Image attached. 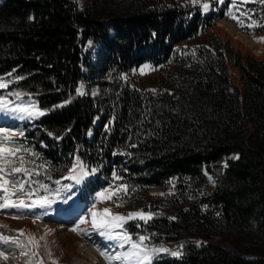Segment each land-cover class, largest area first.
<instances>
[{
  "label": "trees",
  "instance_id": "1",
  "mask_svg": "<svg viewBox=\"0 0 264 264\" xmlns=\"http://www.w3.org/2000/svg\"><path fill=\"white\" fill-rule=\"evenodd\" d=\"M234 1L207 10L186 0L0 2V76L17 77L14 87L46 110L26 127L36 161L26 168L42 194L77 158L90 173V193L115 180L148 192L174 178L182 194L194 192L197 202L146 229L205 241L154 264H264V59L226 52L220 36L206 33L233 14L243 30L264 32V0ZM90 40L105 52L102 71ZM145 63L165 70L157 91L130 77ZM229 63L243 88L233 84ZM95 80L101 91L93 96ZM206 170L216 184L200 194ZM214 235L233 248L206 240Z\"/></svg>",
  "mask_w": 264,
  "mask_h": 264
},
{
  "label": "rangeland",
  "instance_id": "2",
  "mask_svg": "<svg viewBox=\"0 0 264 264\" xmlns=\"http://www.w3.org/2000/svg\"><path fill=\"white\" fill-rule=\"evenodd\" d=\"M77 1L81 6H84L88 0ZM186 1H192L199 5L208 3V9H210L213 2L223 0ZM232 1V7L237 5L234 0ZM235 16L236 15L233 14L231 16L218 19V21H216L206 31V33L220 36L223 40L222 48H224L226 52L234 51L240 53L244 57L249 56L256 59H264V32L252 34L243 30L233 19ZM89 46L90 50L96 52L97 54L94 61L96 68L102 71L105 63V52L103 47L96 43H92ZM141 69H144L143 74L141 73ZM229 70L233 84L243 88L240 70L232 63H229ZM164 71L165 70L161 68L145 63L135 69L131 73L130 77L134 79V82L138 86L157 91L162 86ZM16 79L17 77L13 75L0 76V83L7 85V87H0V101H6L10 108L22 105L29 108L34 106L45 112V110L38 106L36 100L31 96V94L14 87ZM87 86V84L81 86L79 93H85L88 88ZM90 88L91 95L93 96L99 94L101 91V87L96 80L92 83V85H90ZM17 93L19 94V99H17ZM39 117L41 116L35 118L32 117V120L29 119L30 121H25L21 127L15 124L0 123V128L17 133L12 142L7 143L6 146H18L22 149L19 153H17V156L23 157L24 167L32 166L33 163L36 162L31 159V156H33L35 152L30 149V146L28 147L26 143V139L29 138L27 133L30 131L26 130V126L28 123H31ZM20 133H22V135H20ZM0 142H3L2 136H0ZM232 157L236 158L237 155H233ZM221 164L223 167L216 168V171H222L224 167L227 166V161L224 160ZM20 166L21 165L17 160H13L11 164L5 165L4 158L0 157V167H5L6 171L10 170L12 167ZM85 171L87 172V170ZM205 172L208 179V185L200 191V194L210 192L216 184V176L209 173L207 170ZM71 174L72 173L69 171L66 175L58 177L56 179L58 181H56L55 185L52 186L53 189L51 188L49 192H44L45 194L40 192V185L36 182V180L31 179L32 176L27 177L23 173H19L15 174L14 177H10L12 179L28 180L29 183L31 182V185H29V183L25 184V192L32 191L34 193L31 198H28L23 194H17V196L12 197L11 200L19 203V200L23 199L25 204L33 206L24 208L0 207V236L24 242L34 257L31 264H75L77 258L76 252L81 245L90 244L93 246H100L106 236L100 234L101 231H104V229H96L91 226L93 219L91 213L93 210L97 213H102L103 209L108 208L110 209L112 215L125 217H127L129 213L143 211L146 216L151 214V219H153L159 216H170L175 210L188 208L192 203L198 201V199H196L193 195L194 192L191 193L189 188L186 193L184 192L182 194L180 192L177 185L178 183H183V181L178 178L172 179L166 187L152 188L148 192L138 193H131L126 190L125 186L121 182L115 180L111 184L96 192V194H83V196H80L79 193L81 189H83L85 181L90 177V173L83 176L79 181L68 178ZM75 175H80L79 168L77 169ZM118 189L124 190L117 191ZM101 193H105V195L116 193V195L109 200L102 198L100 195ZM41 198H46L49 201V205L39 207L38 204H40L39 200ZM74 198L77 200L78 205H75L73 202L71 203L76 206V215L73 219H70L71 222L50 221L55 224H50L46 229H39V224L42 221H49L48 218V220H45V217L48 212H51L50 210H54L52 212H58L59 210L65 209L67 203L72 201ZM0 203H3L2 195H0ZM82 219H89L90 225H87V223L81 224L80 221ZM96 219L98 221L102 219H110V216L98 215ZM151 219L146 221H142L138 218L126 219V221H118L116 223H121L123 226L120 229L123 228L122 230H126L133 238H135L136 241L133 242L139 241L138 238L140 236L147 237V239L143 242L146 250L150 251L152 248L159 249L161 247L169 250L168 252L161 251L150 253L151 255L153 254V258L151 259L152 261L161 254L173 256L170 253L177 251L180 252V254H183L188 252L187 247L189 245H200L205 241V239H202L201 237H186L174 240L164 236L161 232L147 230L146 224L149 223ZM130 223H133L134 227L135 225L137 226L135 228L136 232L129 228ZM74 228H77V231H73L72 229ZM110 230L114 229H108V231ZM130 231H132V233ZM206 240L218 242L233 248L231 242L228 239L226 240V238L222 235H214L206 238ZM127 247L128 246H125L123 251H126ZM0 254H2L0 255V264H8V255L2 252L1 249ZM5 257H7V259H5ZM151 263L152 262L148 264Z\"/></svg>",
  "mask_w": 264,
  "mask_h": 264
},
{
  "label": "snow or ice",
  "instance_id": "3",
  "mask_svg": "<svg viewBox=\"0 0 264 264\" xmlns=\"http://www.w3.org/2000/svg\"><path fill=\"white\" fill-rule=\"evenodd\" d=\"M202 7L207 10L209 8L208 3H204ZM233 19H237L236 17H233ZM239 23V20H237ZM243 26V25H241ZM144 69H141V73L143 74ZM0 87H7L6 84L0 83ZM77 91H80V89H77ZM17 99H19V94L17 93ZM0 106H3L5 108H8V104L6 101H0ZM9 111L12 112H21L26 113L28 117H38L45 115V112L40 110L36 107H21L17 106L16 108L9 109ZM23 118V117H21ZM17 135V133L10 132L4 128H0V136L3 137V142H0V157L4 158L5 165H9L13 162V160H17L20 163V167H12L10 170L6 171L5 167H0V195L3 197V203H0V207L3 208H24V207H31L33 205L25 204L23 199L19 200V203L13 202L11 200L12 197L17 196V194H23L27 196L28 198H31L34 193L32 191L25 192V184L29 183L28 180H18V179H12L10 177H14L15 174L23 173L27 177H31L33 174L28 168L24 167V160L23 157L17 156V153H19L22 149L18 146L15 147H7L6 144L12 142L13 138ZM22 135V133H20ZM238 159V157H236ZM80 169V175H75L77 169ZM70 172L72 173L68 178L75 179L79 181L83 176L87 175L88 173L83 169L82 164L80 163L79 159L77 158V164L74 166ZM38 174V173H37ZM124 190V189H118L117 191ZM102 198L104 199H112L116 193H110L105 195V193L100 194ZM39 203L46 204L49 203V201L46 198H41L39 200ZM92 224L91 226L96 229H104V231H101V235L107 236L109 239H114L117 241H122V243L119 244V247L123 248L125 244H130V247L132 249L131 252H127L124 254L123 257L116 256V257H109V259H124V260H136L137 264H148L149 261L152 259V255L150 253H156V252H168L169 250L166 248H152L150 251L146 250L144 247L143 242L147 239V237L140 236L139 243H132L131 242V236L124 232L116 233L113 235L112 231H108V229H116L121 228L123 225L121 223H116L118 221H126V219H135L138 218L142 221H146L151 219V214H148L147 216L143 211H137L134 213H129L127 217L120 216V215H112L110 212V209L105 208L102 210V213H97L95 210L92 211ZM98 215H106L110 216V219H102L97 220L96 217ZM81 224L88 223L87 220L82 219L80 221ZM73 231H77V228L72 229ZM182 247V246H181ZM27 253H25L26 255ZM103 254V253H102ZM173 256H179L180 252H171L170 253ZM2 255V254H0ZM7 259V257H5Z\"/></svg>",
  "mask_w": 264,
  "mask_h": 264
},
{
  "label": "bare ground",
  "instance_id": "4",
  "mask_svg": "<svg viewBox=\"0 0 264 264\" xmlns=\"http://www.w3.org/2000/svg\"><path fill=\"white\" fill-rule=\"evenodd\" d=\"M16 107L10 108L8 106V108H5L3 106H0V123H4V124L8 123V124H13V125L15 124L21 127V125H23L25 121H28L29 119L32 118V117H28L26 113L9 111V109H13ZM21 107H24V106L22 105ZM72 202L75 205H78V203L73 199L72 201L67 203V205L65 206L66 207L65 209H62V210L57 209L59 210L58 212H54L51 215L46 216L45 220L49 219V221L47 222L42 221L39 224V229L40 230L46 229L49 227L50 224H53V225L55 224L54 222L52 223L50 221H55V222L69 221L71 222L70 219H73L76 215V210H75L76 206L71 204ZM87 221H88L87 225H90V220L87 219ZM122 229L116 228L110 231L113 232V235H115L116 233L123 234L124 232H127L126 230L124 231ZM133 241L135 240L132 238L131 239L132 243L139 242V241L137 242H133ZM120 243H122V241L109 239L106 236L104 240L101 242L100 246L83 244L78 248V251L76 252L77 258H76L75 264H137L136 260L134 259L133 260H124V259L117 260L114 258L109 259V257H116V256L123 257L125 253L132 251L130 244H125V246L128 245L129 248L128 250L123 251V248L125 246L123 248L119 247ZM0 249L2 250V252L8 255V262H9L8 264H19V263L31 264L34 258L30 249H28V247L22 241H17V240H13V239L0 236ZM25 253L27 254L25 255Z\"/></svg>",
  "mask_w": 264,
  "mask_h": 264
}]
</instances>
